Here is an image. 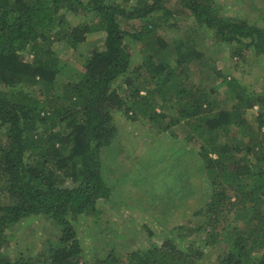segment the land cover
<instances>
[{"label":"trees","instance_id":"obj_1","mask_svg":"<svg viewBox=\"0 0 264 264\" xmlns=\"http://www.w3.org/2000/svg\"><path fill=\"white\" fill-rule=\"evenodd\" d=\"M170 1L177 2L175 19L168 0L129 8L104 0H0V185L7 195L0 203V264H201V249L172 237L130 252L125 262L114 248L85 257L74 224L97 218L114 189L102 154L116 139L115 115L142 117L157 134L169 132L196 151L210 194L192 213L189 233L204 234L208 249L223 245L218 264H264V96L224 78L219 88L231 102L224 109L203 89L185 87L181 75L202 69L203 54L189 39V46L167 42L158 32L183 20L186 33H210L246 59L264 56V28L222 14L212 0ZM82 11L96 24H72L68 15ZM131 21L139 27L124 30L122 22ZM96 31L105 33L104 49L92 48L79 69L68 71L53 46L76 51ZM134 45L143 59L132 67ZM257 106L253 127L246 113ZM189 179L187 205H194L199 188ZM34 217L58 237L46 238L31 256H10L4 233Z\"/></svg>","mask_w":264,"mask_h":264},{"label":"rangeland","instance_id":"obj_2","mask_svg":"<svg viewBox=\"0 0 264 264\" xmlns=\"http://www.w3.org/2000/svg\"><path fill=\"white\" fill-rule=\"evenodd\" d=\"M81 1L86 4L89 0ZM104 1L129 8L145 0ZM211 3L219 9L223 7L222 14L264 28V0H212ZM167 6L172 11V19L177 18L174 12L177 2L168 0ZM86 13L71 12L68 18L72 24L84 21L96 24L97 19ZM173 22L169 20L170 24ZM186 23L181 20L169 29L162 27L158 31L167 42L179 40L187 43L188 39L191 40L189 44H192L193 49L203 54L202 69L190 68L185 72L187 74L181 75L180 79L185 87L203 89L211 99L220 100V107L224 109L231 105L219 88L224 78L226 81L234 78L255 94L264 96V56L248 53L246 59L234 57L212 34L196 29L186 33ZM139 25L138 21L122 22L126 31H133ZM104 39L105 33L96 31L87 34L85 42L76 51L64 48L61 44H55L53 49L61 62L68 65V71H71L73 67H81L80 61H84L92 48L103 50ZM187 45L188 43L185 46ZM139 49L141 51V45H134L131 49L132 67L140 64L143 59ZM23 58L24 61H29L32 56L28 54ZM196 61L200 59L196 58ZM258 112L257 106L246 113V118L253 127L256 126ZM113 121L118 127L116 139L110 151L102 152V159L106 166L104 177L114 189L110 198L102 204L103 210L97 218H79L77 224H74L87 260L101 258L114 248L116 258L125 262L130 252L159 245L163 237H172L182 247L193 244L194 248L201 249L204 252L201 264H218L223 245L208 249L203 243L204 234L189 233L193 223L192 213L196 207L201 208L207 202L210 194L209 183L201 162L196 158V151L190 153L191 147L169 132L157 134L155 124L142 117L130 121L124 116L115 115ZM166 122L165 120L163 123ZM173 132L179 134L177 129ZM186 154L191 158H187ZM190 167L191 177L188 172ZM188 178L199 188V194L194 193L197 194L194 205H187V199L190 198L185 193ZM68 184L66 181L65 185ZM2 186L0 185V203L7 200ZM162 232L166 234L163 235ZM58 235L59 232L53 231L50 223L41 217H34L14 227L13 231L5 232L3 236L10 243V256L22 254L26 257L35 254L46 238H57Z\"/></svg>","mask_w":264,"mask_h":264}]
</instances>
